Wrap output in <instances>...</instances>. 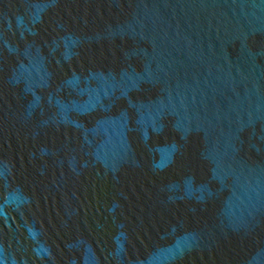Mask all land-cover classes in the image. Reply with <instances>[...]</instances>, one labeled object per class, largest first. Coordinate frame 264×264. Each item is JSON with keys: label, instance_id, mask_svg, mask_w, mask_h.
Listing matches in <instances>:
<instances>
[{"label": "water", "instance_id": "water-1", "mask_svg": "<svg viewBox=\"0 0 264 264\" xmlns=\"http://www.w3.org/2000/svg\"><path fill=\"white\" fill-rule=\"evenodd\" d=\"M0 264H264V0H0Z\"/></svg>", "mask_w": 264, "mask_h": 264}]
</instances>
